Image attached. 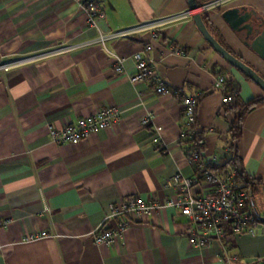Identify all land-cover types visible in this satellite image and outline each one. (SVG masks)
<instances>
[{
    "label": "crops",
    "instance_id": "0c3cea01",
    "mask_svg": "<svg viewBox=\"0 0 264 264\" xmlns=\"http://www.w3.org/2000/svg\"><path fill=\"white\" fill-rule=\"evenodd\" d=\"M212 1L195 0L201 18L207 16V30L264 79V60L222 18L228 9L245 7L264 20V0H226L202 9ZM99 6L104 18L94 28L76 0H0L2 62L38 58L0 77V216L10 220L0 231V264H235L221 257L219 244L191 248L187 220L173 207L129 220L123 238L113 244L93 243L112 205L131 197L163 203L175 193L166 188L167 180L196 173L190 147L179 141L184 123L180 98L129 82L135 74L133 55L145 44L152 46L149 56L158 76L180 97L196 96L200 150L211 167L229 160L232 144L231 118L222 112L223 90L214 88L215 79L223 76L241 103L264 97L204 41L191 14L161 28L155 41L142 32L107 41V52L96 42L99 34L186 13L187 0H99ZM61 49L66 52L56 53ZM111 55L123 59L121 74L114 73ZM110 106L120 111L119 122L77 146L55 145L44 130L47 123L59 129ZM149 113L153 125L141 126ZM236 149L245 177L256 181L252 208L260 215L264 105L245 116ZM199 191L205 190L192 189L193 195ZM228 256L242 263L264 259V231L237 234Z\"/></svg>",
    "mask_w": 264,
    "mask_h": 264
},
{
    "label": "built area",
    "instance_id": "2783aa9c",
    "mask_svg": "<svg viewBox=\"0 0 264 264\" xmlns=\"http://www.w3.org/2000/svg\"><path fill=\"white\" fill-rule=\"evenodd\" d=\"M226 0H214L202 7L203 10L216 8ZM79 9L85 14L89 26L96 28L97 22L104 18L100 9L99 0H76ZM191 12L168 16L138 24L132 28L109 35L99 34L96 42L104 51L105 43L118 38H129L135 34L145 32L151 41L159 37V31L164 26L184 20L190 17ZM61 49L56 53H64ZM152 53L151 44H145L141 51L133 55L135 74L129 77L131 84L146 83L153 87L159 95H173L179 97L182 106L184 119L183 126L179 133L180 142H192L198 130L196 128V96L180 97L178 91L170 88L156 73L154 60L149 54ZM176 53L181 52L178 50ZM113 59V71L115 74L123 72V59L111 55ZM38 58H28L14 63H4L0 57V77L11 68L36 61ZM225 78L218 76L214 82L216 90H223L222 105H230L237 97L236 92L227 93L224 90ZM120 120V111L116 107H106L95 114L77 119L68 123L62 128H55L47 123L44 130L49 135L51 142L58 146H77L86 141L91 135L98 131L108 130L113 124ZM141 126L153 125V115L149 113L141 122ZM158 134L160 128H154ZM209 132H212L211 130ZM189 161L194 165L195 175L186 178L180 173L175 174L166 181V188H172L174 195L163 203L157 201H142L134 197L127 201L110 207L109 215L102 222V226L96 232L92 241L95 245H110L123 238L124 232L129 225V220L139 221L142 216L159 212L165 207H173L179 211L180 216L187 220V240L191 248L206 249L213 244L221 246V257L235 264H264V259L254 260L249 263H242L238 257H229L234 239L237 234L255 235L264 231V211L259 215L252 208L254 191L251 186L244 187L235 179L232 170L224 171V174L217 175L211 169V161L205 159L202 151L198 148H190ZM199 187L204 192L192 193V189ZM45 214L51 213L47 206H44ZM109 220H116L114 226H108ZM10 220L0 216V231L8 228ZM45 234L35 235L26 238V241H34ZM1 251V246H0Z\"/></svg>",
    "mask_w": 264,
    "mask_h": 264
},
{
    "label": "water",
    "instance_id": "95a60500",
    "mask_svg": "<svg viewBox=\"0 0 264 264\" xmlns=\"http://www.w3.org/2000/svg\"><path fill=\"white\" fill-rule=\"evenodd\" d=\"M187 2L192 20L204 41L219 54L223 60L237 71L244 74L264 92V79L252 68L226 51L207 30L200 13L197 12L198 8L195 0H187ZM222 18L232 32L239 37L241 42L260 59L264 60V20L258 16L256 12L249 11L245 7L228 9L222 14Z\"/></svg>",
    "mask_w": 264,
    "mask_h": 264
},
{
    "label": "trees",
    "instance_id": "16d2710c",
    "mask_svg": "<svg viewBox=\"0 0 264 264\" xmlns=\"http://www.w3.org/2000/svg\"><path fill=\"white\" fill-rule=\"evenodd\" d=\"M202 20L205 26L209 28L210 27L209 21L206 15L202 16ZM224 90L227 93L230 92L237 93V90L231 88L229 84H226V81L224 84ZM263 105H264V97H256L248 103H241L237 100L236 97L235 100L230 105L223 106L224 107L222 111L223 114L231 118L230 126H229V138L232 143L230 146V158L229 160L225 161L222 165L210 167L211 170L219 173H224V171H228V170L234 171L236 181L239 184L243 185L244 187L251 186L253 188V191L255 190L256 187V181L245 177L242 170L241 161L237 155L236 144L241 137L242 125L245 116L251 111H253L256 107ZM202 142H203L202 132H198L192 142L189 143L185 142V144L188 145V147L190 148L193 147L200 149L202 146Z\"/></svg>",
    "mask_w": 264,
    "mask_h": 264
}]
</instances>
